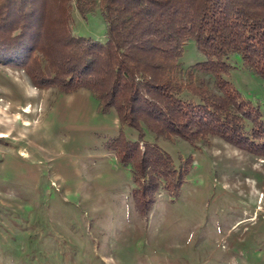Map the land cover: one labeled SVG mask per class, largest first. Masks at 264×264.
<instances>
[{
    "label": "rangeland",
    "instance_id": "374dc122",
    "mask_svg": "<svg viewBox=\"0 0 264 264\" xmlns=\"http://www.w3.org/2000/svg\"><path fill=\"white\" fill-rule=\"evenodd\" d=\"M70 3L71 33L104 42L98 6L84 17ZM62 4L52 0L53 18ZM203 59L189 39L181 64ZM228 62L225 75L258 115L245 129H264V78L239 54ZM116 135L139 131L115 107L101 109L88 87L37 86L0 61V264H264V134L250 148L145 129L185 175L176 193L162 189L144 209L130 166L107 146Z\"/></svg>",
    "mask_w": 264,
    "mask_h": 264
},
{
    "label": "trees",
    "instance_id": "16d2710c",
    "mask_svg": "<svg viewBox=\"0 0 264 264\" xmlns=\"http://www.w3.org/2000/svg\"><path fill=\"white\" fill-rule=\"evenodd\" d=\"M59 1L63 12L53 18L52 0H0V61L23 67L37 86H86L101 109L115 107L122 125L138 129L136 139L106 143L130 166L140 209L162 189L176 193L185 175L145 129L193 145L216 134L250 148L264 134L245 129V118L258 115L225 75L239 54L264 78V0H73L84 17L98 6L104 42L73 35L71 0ZM189 39L206 59L183 66Z\"/></svg>",
    "mask_w": 264,
    "mask_h": 264
}]
</instances>
